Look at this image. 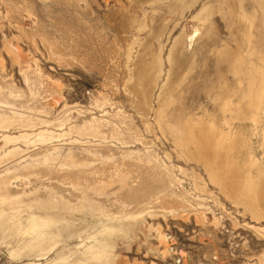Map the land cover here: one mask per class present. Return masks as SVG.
I'll return each mask as SVG.
<instances>
[{"label": "rangeland", "instance_id": "rangeland-1", "mask_svg": "<svg viewBox=\"0 0 264 264\" xmlns=\"http://www.w3.org/2000/svg\"><path fill=\"white\" fill-rule=\"evenodd\" d=\"M0 264H264V0H0Z\"/></svg>", "mask_w": 264, "mask_h": 264}]
</instances>
